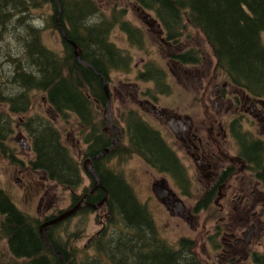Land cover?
Masks as SVG:
<instances>
[{
	"label": "trees",
	"instance_id": "trees-1",
	"mask_svg": "<svg viewBox=\"0 0 264 264\" xmlns=\"http://www.w3.org/2000/svg\"><path fill=\"white\" fill-rule=\"evenodd\" d=\"M126 1H134L153 12L170 42L178 43L187 27L199 30L212 46L216 66L227 81L253 97L264 98V0ZM44 2L52 4L57 11L55 0H0V47L5 50L3 55L7 56V62L0 69L5 65L13 69L9 79L13 89L1 84L7 76L0 74V91L7 92L6 96H0V100L9 106L10 113L17 115L32 108L33 98L38 92L44 93L54 115L67 120L69 112H73L79 118L81 125L89 131L86 135L89 144L87 156L95 158L115 138V132H110V138L106 135L102 120L96 121L94 106L106 103L98 74L107 76L113 69L128 72L131 58L108 38L109 25L114 21H99L96 27L86 22L85 19L99 12V7L87 0L60 2L63 10L61 22L68 38L78 45L82 50V60L90 65L78 62L69 40L62 38V54L47 47L42 40V29H35L25 20L30 5L35 7ZM50 17L51 28L58 30L56 13ZM122 27L130 36L140 33L129 22H123ZM6 35L7 46H1ZM9 44H13V48ZM199 57L181 53L175 58L196 63ZM153 74L157 84L164 83L159 72L143 73V76L151 77ZM17 86L22 92L14 95L12 92ZM158 91L168 92L167 89ZM125 118L131 139L128 153L140 154L153 168L173 164L168 149L148 123L133 110ZM25 120L24 126L32 138L35 153L29 161L30 168L67 189L76 188L82 179L81 164L64 145L58 123L55 125L43 114ZM0 121L3 124L9 122L2 115ZM122 147L118 143L110 155H121ZM98 162L95 158L94 163ZM99 175L109 193L107 207L110 216L105 231L95 239V256L78 258L76 250L70 249L71 235L64 239L55 235L60 233L62 227L58 226L63 223L48 228V238L68 264H205L196 254L193 240L183 237L172 245L161 237L153 214L138 199L124 175L108 168ZM0 216V237L6 240L9 252V258L0 264H64L61 256L41 237L40 225L45 220L19 209L2 188ZM258 262L264 264V253L258 256Z\"/></svg>",
	"mask_w": 264,
	"mask_h": 264
},
{
	"label": "flooded vegetation",
	"instance_id": "flooded-vegetation-1",
	"mask_svg": "<svg viewBox=\"0 0 264 264\" xmlns=\"http://www.w3.org/2000/svg\"><path fill=\"white\" fill-rule=\"evenodd\" d=\"M145 15L147 18L146 23L157 34L160 41L173 47L172 44L174 43L166 39L165 30L158 20L146 11ZM170 61H173L174 67L181 72L185 83L192 85L196 81V89L190 94V101L186 106L168 107L161 104L160 97L156 95L157 91L153 92L150 88L141 90L136 81H131V71L126 72L123 69H118L124 71L127 75L125 79L121 80L118 89L119 99L126 103L127 96L131 95L146 113L151 114L157 120L156 124L151 123L134 107L121 109L116 118L112 115L113 123L120 130L118 143H120L121 138L124 140L120 157H127L128 150L131 148L125 115L133 110L143 121L148 123L149 128L158 134L173 160L171 165L161 168L152 167L160 176L159 179L153 181V184L161 181L173 194L170 206L161 202L166 207L169 215L178 216L174 213L183 214L178 218L183 221L186 220L192 227L196 222L200 223L208 212L216 210V212L209 213L211 223L205 230L206 240L204 246L208 250H206L205 264H260L258 256L264 253V98L253 97L229 83L224 79L225 75L218 70L214 62H204L202 57L197 59L198 62L196 63L176 59ZM146 64L136 74L135 78L137 80L154 81V74L151 77H145L143 73L159 72V75L164 77L166 85L168 84L166 79V74H170L168 68H165L166 72L165 69ZM113 71L107 76L101 75L102 73H99V76L97 75L102 80L101 90H103L106 98L105 105H107L109 94L111 107L113 95L116 91L115 84H112ZM105 79L109 87L108 94L104 88ZM149 92L150 94H148ZM159 93L165 94L166 92ZM166 94H169V92ZM101 106H104V104H100L99 107ZM45 108L51 112L47 102ZM208 110H210V113L206 115ZM74 115L73 112H69V117L64 120L62 116L56 114L53 119L58 123V127L62 132L63 143L71 153L73 151L72 147L64 139V127L61 128V125H63V121L65 124L70 122L71 125L75 122L81 126V131H84V126L81 125L79 118ZM100 120L103 121L106 135L110 138V132H115L116 138L117 132L106 123L103 115ZM22 123L21 121V125ZM67 126L65 125V127ZM22 127L21 129L25 130L23 125ZM11 129L14 131L15 127ZM64 131L69 132L67 133V139H70L72 130L65 129ZM99 131L103 132L102 129H99ZM26 133L27 135L22 136L18 133L17 138H23L22 142L26 140V144L30 143L32 146V138H30L27 131ZM86 135L80 136L79 139L74 141L75 145L73 147L80 156L77 157L72 153L80 162L83 172L84 161L88 158H94L87 156L89 144L86 142ZM6 140L7 138L2 137L0 133V151H4L7 157L12 161H17L24 167L25 160L20 161L17 158V155L11 149L12 147L6 144ZM2 145L7 149H1ZM20 149L25 150L22 147ZM102 152L95 157L99 160L98 164L94 163L95 158L93 160V167L98 175L99 173L102 174V171L107 168L112 169V166L105 161L107 156H99ZM132 154L139 156L148 164L140 154L131 151L130 155ZM83 156L86 157L85 160ZM111 156L113 157V155ZM95 166H97V169ZM114 171H117V169ZM23 172V168H17L16 173L20 177L27 174H23ZM120 173L122 174V172ZM85 175L89 179L87 183L82 176L78 186L68 190L72 193L70 203L60 209H56L52 202L48 203L47 212L41 220H50L53 218L51 216L59 214L61 210L75 206L81 200L99 203L105 197L108 190L103 182L102 187L95 188L94 178L91 175ZM199 181L203 183L201 190ZM18 183H20L19 180ZM79 188L80 193H75ZM196 188L200 197H197L196 203L193 204L192 195ZM102 194H104L103 197ZM41 200L43 201V198ZM176 200H181L184 203L185 210H176ZM86 213L99 214L98 217L101 221L104 219L103 225L107 226V220L109 219L107 204H103L99 209L85 206L75 215ZM69 221L61 223L68 226ZM100 234L101 232L97 233L98 236ZM183 237L188 236H181L179 240ZM94 238L95 236L89 242L93 241ZM2 242H4L5 252L7 242L0 237V246Z\"/></svg>",
	"mask_w": 264,
	"mask_h": 264
},
{
	"label": "rangeland",
	"instance_id": "rangeland-1",
	"mask_svg": "<svg viewBox=\"0 0 264 264\" xmlns=\"http://www.w3.org/2000/svg\"><path fill=\"white\" fill-rule=\"evenodd\" d=\"M87 1H89V3H95L99 7L98 14L85 19L86 22L88 21V23H90L93 27L97 26L96 22H103L105 19H112L113 17L119 16L121 20L129 22L134 27L136 32L140 31V33H136V36L132 34V38H134L133 42L130 41L129 36L124 32V30L118 28L116 24L111 27L109 34V39H111L119 48H121L123 53L129 55L131 58V81H136L138 87L141 90L150 88V90L153 92L157 91L156 95L160 97V102L163 105H167L168 107L188 105V102L190 101V94L196 89V81L193 82L192 85L185 83V79L181 75V72L177 70L176 67H174L173 61L171 62L170 60H179L175 57L181 53H192L194 56H201L204 62L212 61L216 65L213 48L209 44L206 37L199 30L187 27L180 41L178 43L172 44L173 47H171L165 43H162L157 37V34H155L149 28L148 24L146 23V10L142 9L135 2H129L126 0ZM28 12L29 14L26 13L25 17L27 23L30 22V25L35 29H37V27L41 28L43 31L42 40L44 41V44L47 47L55 50L57 53L62 54L64 47L61 35L58 30L52 29L50 25V16L56 13L52 4L44 2L35 5V7H31L30 5ZM147 12L149 15L156 18L153 12ZM19 33L22 34L21 31H19ZM7 40L8 36L6 35L4 44H1V46H7ZM9 46L13 48V44H9ZM4 52L5 50L0 47V67L7 62V56L3 55ZM198 59L201 58L199 57ZM146 63L160 69L168 68L170 74H166V79L169 85H166V81L164 83L160 82L157 84L155 80L146 82L137 80L135 78L136 74L140 69L145 67ZM168 63H170V65H168ZM87 64L90 65L89 63ZM5 68L3 67V69H0V74L2 73V77L7 76L1 81V84L10 87L11 85L9 79L12 75L13 69L8 67V65H5ZM123 73L125 72L120 70H114L112 72V84H115L114 88L116 91L112 99L113 104L111 107V114L116 118L119 115L121 109L134 107L145 119L156 124V118L151 114L146 113L131 95L127 96L126 103L119 99L118 89L121 85V80L127 77L126 73ZM224 79L227 80L225 76ZM10 88L13 89L12 86ZM159 89H167L169 94H160L158 92ZM21 92L22 89L17 86L15 87L14 93L12 92V94H21ZM5 93L0 91V96H6L7 94ZM148 94H150V92ZM43 96L44 93L38 92L33 98L31 109L33 113L38 112L44 114V107L42 105ZM149 98L151 99V97ZM156 103L159 104L158 102ZM105 108L106 105L101 107L95 106V111H97L96 121H98V119L100 120L103 113L105 112ZM209 113L210 110L206 112V115ZM51 114L49 113L50 118L52 116ZM0 115L6 117L9 121L5 124L0 121V133L4 134V137L7 138L6 144L12 147L11 149H13L20 161L25 160L24 167H22V165L17 161H12L9 157H7L4 154V151H0V188L5 189L8 194H10L18 208L39 219H42L44 214L47 212L46 207L50 202H52V205H54L56 209L67 206L70 203V199L72 197V193L70 191L63 188L62 186L54 184V182H50L42 173L35 172L27 168L28 161L31 158L33 159L34 154H31V152L25 151L24 149H20L21 145L18 144L22 140L20 137L17 138L19 135L18 133H20V136L27 135L26 131L21 129L23 128L21 125L22 117L9 114L7 107L1 103ZM62 124L63 125H61V128L64 127V139H66L71 145L73 150L72 153L79 157L80 155L73 147V145H75L74 141L79 139L78 137L88 134L89 131L87 129L81 131V126L75 122L70 125L69 123L65 124L63 121ZM65 125L68 126L65 127ZM14 127L15 129L12 131L11 128ZM65 129L72 130V137L70 139H67V133L69 132L64 131ZM126 142L127 140L125 143ZM120 143L122 145L124 144L123 138H121ZM1 149L7 148L2 145ZM111 152L112 151H109L104 155V157L107 156L105 160L106 163L112 166V169H117L124 174L125 179L132 185L138 199L145 203L153 214L161 237L168 243L176 245L181 236H188L189 239L193 240L196 244L194 247L196 254L200 260L205 263V255L208 251L207 247L204 246V242L206 240L205 230L211 223V217L209 213L213 211L216 212V210H211L210 212L207 211L208 213L203 219H201L202 221L200 223L196 222L192 227H190L186 220L183 221L178 218L183 214L174 213L178 216H170L166 207H164L152 189L153 181L160 178L159 174H157L153 168L146 164L142 158L135 154H128L127 157H120L119 155H116L118 157H110ZM83 159L85 160L86 157L83 156ZM17 168H23V174H27L20 177L16 173ZM82 173L87 183L89 179L83 171ZM18 180L20 183H18ZM199 185L201 190L203 183L199 181ZM75 193H80V188L76 190ZM197 197L200 196L198 189L196 188L192 195L193 204L196 203ZM41 198H43V201ZM98 215L99 214L93 213L75 215L69 221L68 226L64 225L62 228H60V233L65 238L67 233L71 234L72 242L70 243V249L76 250L78 258L92 255L95 256V251L93 248L95 239L99 237L97 233L101 232L102 235L105 231V228L107 227L106 225H103L104 219L101 221ZM117 225H119L120 228H123L121 223H118ZM93 236H95L93 240L94 242H89ZM3 245L4 242H2L0 246V263L5 262L4 260L9 258V252L6 244L5 252Z\"/></svg>",
	"mask_w": 264,
	"mask_h": 264
},
{
	"label": "water",
	"instance_id": "water-1",
	"mask_svg": "<svg viewBox=\"0 0 264 264\" xmlns=\"http://www.w3.org/2000/svg\"><path fill=\"white\" fill-rule=\"evenodd\" d=\"M55 4L57 7V16H56V20L60 29V32L62 34V36L65 39L67 38V32L65 30V28L63 27L62 23H61V16H62V5L60 0H55ZM70 43L73 45L74 49H75V54H76V58L77 60L81 63V64H87L86 62L82 61L81 58V49L78 48V45L76 43H74L73 41H70ZM105 88L108 91V87L106 85L105 82ZM103 118L105 119L106 123L109 124L111 126V128L117 132V136L114 139V141L112 142L111 146L109 148H107L105 151H103L99 156L105 155V153L109 152L110 150H112L113 147L116 146V144L118 143L119 139H120V130L119 128L113 123V117L111 114V102L108 96V103L103 115ZM85 169L86 171L92 175L95 179V188H99L102 187V182L101 179L99 177V175L97 174L96 170L94 169L93 165L91 164V159H89L86 163H85ZM153 190L156 193V195L158 196V198L160 199V201H162L163 203H165L167 206H170L171 202H172V198H173V194L171 193V191L163 184V182L159 181L153 184ZM108 199V194L106 193V196L104 197V199H102L98 204H93V203H89V202H84V200H82L81 202H79L77 205L73 206L72 208L66 210L65 212L61 213L60 215H58L57 217L46 221L44 223H42V225L40 226V233H41V237L43 239V241L58 255L61 256L62 261L64 264H68L66 261V258L64 257V255L58 251L52 244V242L50 241V239L47 236V231H48V227L51 225H55L60 223L61 221H64L68 218H70L73 214H75L79 209H81L84 206H91L94 209H98L100 208L104 202H107ZM176 204V210H185V205L183 202H181V200L175 202Z\"/></svg>",
	"mask_w": 264,
	"mask_h": 264
}]
</instances>
